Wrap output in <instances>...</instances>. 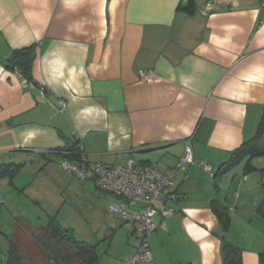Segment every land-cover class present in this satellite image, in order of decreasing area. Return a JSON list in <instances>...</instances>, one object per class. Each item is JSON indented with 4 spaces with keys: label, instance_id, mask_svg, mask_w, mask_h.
<instances>
[{
    "label": "crops",
    "instance_id": "crops-1",
    "mask_svg": "<svg viewBox=\"0 0 264 264\" xmlns=\"http://www.w3.org/2000/svg\"><path fill=\"white\" fill-rule=\"evenodd\" d=\"M209 1L0 0V165L61 163L44 153L78 141L90 163L178 167L182 198L165 204L173 216H156L149 264H222L223 235L243 264L264 253V211L249 193L259 175L245 173V162L227 232L212 210L231 170L218 187L214 173L255 136L263 114L264 0H216L208 12ZM189 2L193 14L178 10ZM30 48L24 88L6 64ZM188 141L194 164L179 165Z\"/></svg>",
    "mask_w": 264,
    "mask_h": 264
},
{
    "label": "rangeland",
    "instance_id": "rangeland-1",
    "mask_svg": "<svg viewBox=\"0 0 264 264\" xmlns=\"http://www.w3.org/2000/svg\"><path fill=\"white\" fill-rule=\"evenodd\" d=\"M260 148L264 149V140ZM44 159H26L15 178L0 180V258L7 260L9 241L13 239L18 243L23 264H47L37 244V234L38 230L49 225L52 218L62 227L72 229L78 241L98 244L101 264L109 261L120 263L132 257L140 241L132 234L129 223L117 221L115 214L110 212L109 206L116 203L117 198L101 192L94 181L75 178L62 168L59 161ZM258 159L255 162L257 166H264V158ZM243 165L244 162L225 174L228 182L223 190L221 206L226 210L235 208L231 195H235L237 187L232 186V182L242 177ZM248 174L253 177L259 175L256 186L250 187L249 193L254 200L256 198L255 212L261 216L259 209L264 199V187L259 183L260 171ZM233 210L228 212L229 215ZM247 213L253 214V206L247 209ZM234 229L243 235L237 221Z\"/></svg>",
    "mask_w": 264,
    "mask_h": 264
},
{
    "label": "built area",
    "instance_id": "built-area-1",
    "mask_svg": "<svg viewBox=\"0 0 264 264\" xmlns=\"http://www.w3.org/2000/svg\"><path fill=\"white\" fill-rule=\"evenodd\" d=\"M216 0H210L206 9L211 12ZM264 10V3L262 5ZM18 74V73H17ZM19 75V74H18ZM24 88H29L27 79L20 76ZM65 108V104L62 103ZM194 164V154L191 141L187 142L186 149L179 165ZM62 168L81 181H94L97 188L107 194L115 196L119 203L109 206L111 213L131 224L132 234L140 241L136 253L123 261V264H142L153 261V253L148 244V237L157 231L155 220L158 214L171 217L174 209L165 208L167 201L178 202L180 193L174 188V180L178 167L166 171L158 169L153 163H139L129 159L123 165H109L105 163H90L84 154L80 159L65 157L61 160ZM212 172V168H207ZM163 208H158V204Z\"/></svg>",
    "mask_w": 264,
    "mask_h": 264
},
{
    "label": "trees",
    "instance_id": "trees-1",
    "mask_svg": "<svg viewBox=\"0 0 264 264\" xmlns=\"http://www.w3.org/2000/svg\"><path fill=\"white\" fill-rule=\"evenodd\" d=\"M178 10L193 14L195 6L192 2H189L185 7H178ZM32 52V48L16 50L6 64L8 69L16 71L20 76L27 79L29 84L33 81L32 67L35 60ZM263 139L264 109L255 136L250 141L244 143L239 149L233 151L229 161L223 164L219 170L214 173L213 179L215 185L218 187L221 177L227 171L242 162H245V173L260 171L261 178L264 179V168L259 170L253 165V160L264 158V149L260 148ZM81 155L82 146L78 141L74 142L72 145H66L63 148L52 149L44 153V156L47 158L58 157L61 160L65 157L80 159ZM23 166V163L1 164L0 180L7 177L10 179L15 178ZM221 208H223V206H221L219 201L215 200L212 203V210L217 216L225 233L230 229L231 219L227 211L228 209L226 210V208H223L224 211H221ZM259 211H264V199ZM38 234L37 244L47 264H101V256L97 248L98 244L78 241L72 229L62 227L54 218L51 219L47 227L38 230ZM220 240L222 264H243L242 249L230 243L224 235L220 237ZM9 243L5 264H23L24 259L18 250V243L13 239L10 240ZM259 264H264V253L259 254Z\"/></svg>",
    "mask_w": 264,
    "mask_h": 264
}]
</instances>
